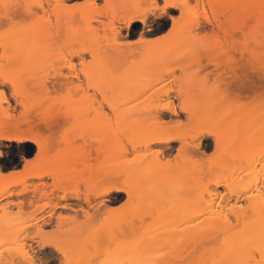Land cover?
<instances>
[{
    "label": "rangeland",
    "instance_id": "rangeland-1",
    "mask_svg": "<svg viewBox=\"0 0 264 264\" xmlns=\"http://www.w3.org/2000/svg\"><path fill=\"white\" fill-rule=\"evenodd\" d=\"M37 1L0 0V4L39 5ZM44 1L46 10L32 8L31 13L24 8L0 7V17L13 9L16 13L12 15L24 20L22 27L8 32L0 24V40L30 34L36 38L39 31L35 60H16L0 46V92L10 97L6 104L0 100V133L20 132L32 138L0 137V145L15 144L19 149L11 167L0 165V224L9 221L7 227H0L2 255L10 246L29 248L39 260L44 257L38 250L56 245L70 264H90L101 253L113 264H133L135 244L152 250L151 261L143 264H196L197 255L183 235L186 224L203 216L199 212L202 199L226 205L225 212L229 207L242 209L247 200V191L241 186L244 176L239 179L238 175L235 183L239 192L246 194L238 203L225 183L215 181L221 157L231 153L230 148L238 151L242 139H235L238 145H226L225 150L216 145V136L205 134V130L216 131L227 142L235 127L228 116L239 104L241 116L255 114L249 130L259 125L264 133V109L259 102L264 94V60L256 54L264 52V42L252 39L261 29L255 22L249 24L247 42L252 53L245 65L250 87L237 96L231 93L226 78L211 74V67L204 74L206 65L201 66L198 57L200 72L189 68L164 79L169 74L158 71L162 57L190 56L187 48L199 40L216 46L218 34L209 29L200 32L197 27L192 31L188 18L178 22L170 36L160 33L157 39L146 35L145 43L129 47L125 41L138 36L134 28L125 26L121 11L135 8L143 13L151 0H61L58 5ZM68 3L74 7H65ZM108 9L118 14L111 12V16ZM200 24L206 25V20ZM158 49L167 51L158 55ZM85 59L91 61L90 79L74 80L75 73L65 70V63L80 66ZM167 105L174 113L164 108ZM118 115L120 123L115 125ZM57 119L63 124L60 134L55 139L45 137L41 124L46 129ZM165 136L175 139L164 143ZM197 136L200 142L195 147ZM261 137L255 148L254 169L257 167L262 185L256 182L257 188L263 191L264 134ZM140 158L152 163L150 169L146 166L151 178L144 175L145 167H130ZM8 171L16 173L5 175ZM110 185L130 186L135 192L131 198L123 190L103 196V189ZM48 217L52 220L46 224L43 221ZM4 228L6 231H1ZM98 237L109 241L110 247H99Z\"/></svg>",
    "mask_w": 264,
    "mask_h": 264
},
{
    "label": "bare ground",
    "instance_id": "bare-ground-1",
    "mask_svg": "<svg viewBox=\"0 0 264 264\" xmlns=\"http://www.w3.org/2000/svg\"><path fill=\"white\" fill-rule=\"evenodd\" d=\"M53 1L57 5L60 4L61 2V0H53ZM45 2L46 1L44 0H38L37 4L43 5V7L41 8L43 10H46L47 6ZM171 2L179 3L180 0H171ZM200 3L202 4L208 3V4L217 5L218 7L215 10H213L212 8H209L211 13L213 11H215L216 13L215 15L211 16L213 23L214 24L217 23L218 21L222 19V17H225V14H227L226 19L228 21L229 26H231L232 28H240V29L246 28L247 29L246 32L241 33V35L246 36V38L250 37V35L248 34V28H249L248 20L250 17H255V20H254L255 25L259 26V28L261 29V32L257 35H254L252 39L254 40V43L264 42V11H262L260 7L262 0H200ZM110 4L112 3L110 2ZM220 5H223L225 7H219ZM229 5H242V6L247 5L248 7L229 8L227 7ZM115 8H114V11H117V9ZM24 9H25V12H28V13L32 12V8H24ZM127 9L125 8L124 10L121 11V13H125L123 14V17H122L124 21L123 23L125 24V26H128V24H126L125 21H129L135 15L140 14L135 8L133 10L132 9L127 10ZM110 10L111 12L114 13V11H112L113 9H110ZM11 11L16 13V10L11 9ZM12 12L11 14H13ZM107 12L111 14V12H109V9L107 10ZM116 13L118 14V12H115L114 15H116ZM112 15L113 14H111V16ZM201 27H207V29L212 31V26L207 25V22H206V25L200 24L197 27V29ZM174 30L171 29V32H174ZM28 33H31V32H28ZM215 33L216 34L220 33V26H217V28L215 29ZM37 34H39V31L38 33L36 32V38H35V35L33 38L32 34H30L31 36L28 34L29 36L17 35L13 37V39L10 38L11 40L3 39V40H0V46L4 52L9 53L16 60L22 61V60H25L26 58L27 60H30V59L35 60V58L39 56L37 54L38 52H35L36 45H38L39 43L38 41L39 37H37L39 35ZM145 42L146 40L144 41V43ZM250 45L251 43L247 42L246 44H241L240 47L242 49H245L246 53L250 54V57H251L252 50L250 49ZM166 51L167 50H165L164 52L166 53ZM161 52L162 54H165L163 51L159 50L158 53L160 54L158 55H161ZM155 53L157 54V52ZM256 54L258 55L261 54L260 56H262V52L261 53L258 52ZM237 105L239 106V104ZM238 106L234 105L232 108L233 113L229 114L228 116V118H231V121L228 120V118H226L228 122H231L232 126L231 125L230 126L232 128L233 126H235L234 128L237 131H235L234 133V128L233 129L231 128L232 129L231 133L233 134H231V136L228 137L229 139H227V142L225 138L222 139L218 136L219 144H217V137L215 138L216 140L215 143L218 147L220 148L224 147L225 149L226 145L231 146L234 143L237 144L238 140L237 141H234V140L241 138L242 141H239V142L243 144L241 147V144L239 143L240 147L239 149H237L238 151L234 150L235 148L234 149L230 148L231 153L225 155V157H221V160L217 164L220 175L216 177L215 181L225 183V186L228 189L227 190L228 193L230 195H235L234 203H238L240 202L241 198L243 199L246 197V194L244 195L243 193L241 194L238 190L239 188L235 187V183L237 179L239 178L238 175H241L239 179H241L244 176L245 179L244 178L242 179H244L245 181L249 179V181L247 180L246 183L244 181V184L243 182H241L242 183L241 186L243 185L242 188L247 191L248 198L246 197L247 200H245L244 202L245 205L242 203L241 205L242 209L239 208L237 210V209L230 208V207L229 209L226 208L227 209L226 211L228 212L230 211V209L231 211L234 210L233 212H230V213L225 212L224 209L226 205L221 206L218 203L214 204L212 202H209V199L201 198L203 205L202 204H201L202 206L200 205L201 209L199 212L202 213L203 216L196 218V221L191 223L190 225L186 224V226L184 227L185 233L183 235L184 240L191 242L192 249H193L192 251L194 252V254L197 255L196 264H205V262L206 264H243V262H246L249 259H252L254 262L255 259L258 257V253H254V249H257L261 246V240H262V237H264V202H263L264 196L260 197L261 195L260 192H263L264 194V190L261 191L262 190V189L260 190L261 187H259V189L257 188V184H260L258 186H262V185H261L260 180L257 179V170H256L257 167L256 169H254L255 164H257L256 162L257 158L255 157L258 154L255 148L258 147V143H259L258 141L260 140V139L259 140L257 139L261 137L264 133L261 134L262 127H259L258 125L259 122H257L258 127L256 130L254 131L249 130V124L251 123L250 118L253 117L255 114L250 115L249 113H246L245 116L244 115L241 116L242 113L241 115L239 114L240 112H238L239 111ZM164 108L167 111L174 113V109L171 106L167 105ZM172 136H175V135H172ZM0 137L1 138L2 137L3 138L14 137L16 138V140H25L24 138L27 137V135L21 134L20 132L19 133L13 132L10 135L9 134L4 135V133L3 134L0 133ZM175 138L177 137L175 136ZM175 138L165 136V139L163 138L165 140L164 143L168 142L169 140H174ZM178 138L180 139L179 136ZM196 140L197 141L195 144L197 146L200 142V137L197 136ZM160 141L163 142V140H160ZM232 148H233V145H232ZM233 150L235 151L234 153H233ZM156 158L157 157L155 156L154 159ZM147 163L142 158L137 163L135 162L134 164H132L130 167L132 166L136 168H139L140 166L145 167L144 175L147 176L146 178H151L152 174L148 175L150 172L146 171L148 170L146 166L148 165L150 169L151 167L150 165H152V163L150 164V162L148 161ZM15 173H16L15 171H8L4 174L13 176ZM198 178L200 179V176ZM257 180H259L260 183ZM118 190L120 191L123 190L124 192H126L127 195L131 193V196H133L135 192L134 188L130 186L120 187L117 185H110L107 188L103 189L102 195L107 197L108 194H111L112 192L118 191ZM201 195L202 197H204L203 194ZM19 202L21 203L22 200H19ZM0 207H3V205L1 204ZM51 220L52 218L51 219L46 218L45 221L43 222L46 224L47 223L49 224ZM8 223L5 222L3 226L7 227V225H9ZM3 226L0 224V227H3ZM5 229L6 228L2 229L1 231ZM132 245L134 246V248L131 251L132 256L134 257L133 264H143V261L144 262L151 261V260H148L151 258L149 257L150 253H152L151 248L149 247L139 248V247H135V244H132ZM12 247L13 246H10V248ZM10 248H7V250H5L7 251L6 255L5 254L2 255L0 251V264H34V262L37 260L36 256L38 255L34 254L36 252L32 251V249L29 250L28 248V249L17 250L14 247L13 249H10ZM122 249L123 250L125 249L124 246ZM126 249H128V247H126ZM152 256H155V255L153 254Z\"/></svg>",
    "mask_w": 264,
    "mask_h": 264
},
{
    "label": "snow or ice",
    "instance_id": "snow-or-ice-1",
    "mask_svg": "<svg viewBox=\"0 0 264 264\" xmlns=\"http://www.w3.org/2000/svg\"><path fill=\"white\" fill-rule=\"evenodd\" d=\"M107 7V5H103ZM0 7L7 10L13 7L16 8H35L39 9L43 5H11L8 3L0 4ZM65 7H74L71 3L65 5ZM81 7H87V5L81 4ZM97 9L101 5H95ZM218 6L214 4L205 3L203 6L200 0H180L179 3L171 2V0H151L150 4L146 6V10L143 13L135 15L129 21H125L130 28H134L137 32L136 37H129L125 43L129 47H138L145 41L146 35H151L160 39V33H167L171 35L172 32L169 29L174 30L178 22L184 21L186 18L190 20L193 25L192 31H195L202 20H206L207 25L212 26V31L215 34V29L220 26V33L218 34V40L214 48L210 47V41L205 42L204 40H199L195 45H191L187 48L186 52L191 53L190 56H185L183 59L180 57L165 58L162 57L160 63L157 65L158 71L161 74L168 73L169 75H164V79H171L172 77L179 76L182 72H188L189 68L195 69L197 72L201 71V68L197 66L196 59L199 58V64L205 66L203 68L204 74L208 73V68L211 67L212 75L225 79V83L229 85L231 93L234 95H241L245 90L250 87V78L247 74V66L245 61L250 58V54L246 53L245 49L240 47L241 44L247 43L246 36H242V32H246L247 29L232 28L229 26L228 21L225 17H222L217 23H213L211 19L212 15H215V11L211 14L209 13V8L215 10ZM219 7H225L220 5ZM229 8H239L248 7L247 5H229ZM262 11H264V0L260 5ZM177 17L180 20H177ZM255 17H250L248 20L249 24L254 23ZM0 24H2L5 32L10 31L13 28H19L24 25V20L20 18L19 15H12L11 13L5 12L2 17H0ZM207 27H201L200 32L207 33ZM227 41V42H226ZM264 48V46H262ZM207 53V55H205ZM169 59L176 60V63H170ZM262 60H264V52H262ZM191 61V64H189ZM91 61L85 59L80 62V66L72 65L70 62L65 63V70L71 69L75 73L73 77L74 80L83 81L85 79H90L88 68ZM233 69H236L233 71ZM83 73V75H81ZM91 87V84H89ZM13 95H16L15 85H13ZM10 97L5 96L4 92H0V100L3 103H7ZM260 107L264 109V94L260 97ZM109 123L112 124L111 117L109 118ZM120 116L118 115L115 119V125H119ZM42 131L47 138L55 139L57 135L60 134L63 128L62 122L57 119L53 122H49L48 127L45 129L43 123L41 124ZM205 134L217 137V144H219V137L216 131L205 130ZM9 139H16L14 137H9ZM24 139H32L31 137H25ZM196 141L193 142L195 146ZM21 145L20 148H23ZM183 147V146H181ZM19 149L15 144L5 148L0 145V165H5L11 167V164L15 163L18 159ZM211 151V149H209ZM264 158V154H262ZM136 159V157H133ZM126 191V190H125ZM129 198H131V193H129ZM102 199V197L100 198ZM85 216L88 213L85 212ZM98 246L103 247L108 245L110 247V242L103 237H98ZM39 255L44 257L43 259L36 260L34 264H70L65 258V253L63 250L52 245L51 248H45L43 251H39ZM254 253H258V257L253 262L252 259L243 262V264H264V237L261 240V246L254 249ZM165 255V253H162ZM90 264H113L112 261L104 258L103 253L96 259L92 260ZM206 264V262H205Z\"/></svg>",
    "mask_w": 264,
    "mask_h": 264
}]
</instances>
